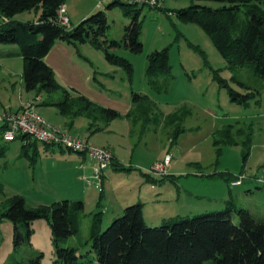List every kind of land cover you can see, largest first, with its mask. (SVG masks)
<instances>
[{"label": "rangeland", "instance_id": "obj_1", "mask_svg": "<svg viewBox=\"0 0 264 264\" xmlns=\"http://www.w3.org/2000/svg\"><path fill=\"white\" fill-rule=\"evenodd\" d=\"M112 1L65 0L64 5L71 19L73 14L83 18L103 11L108 23L106 38L121 40L135 10L126 14L121 5L109 6ZM193 4L220 5L215 0H163L160 7L140 3L131 6L139 12L143 49L138 53L124 46L111 49L131 63V75L123 66L108 62L104 50L89 40L82 42L85 45L77 43L94 71L93 84L100 89V94H94L96 102L120 110L131 103L130 110L136 111L129 120L118 117L109 122L106 130L93 134L87 131V119L76 115L73 128L78 137L49 122L38 110L56 95L60 97V91L40 92L33 101L38 104L43 123L87 145L108 149L117 161L103 170L112 174L101 187L84 181L89 192L86 200L81 199L85 207L78 212L80 229L75 235L55 241L49 217L36 218L29 226L1 217L0 264H30L35 259L39 264H55L57 247L76 248L78 264H99L90 246L94 213L102 210L103 231L122 215L125 206L139 201L143 203L146 225L151 227L161 225L164 219L224 209L229 199L236 209L245 208L255 219L264 221V185L253 179L264 177V77L258 76L251 64L230 66L200 25L177 18L176 9ZM28 12L17 16L34 15ZM238 14L242 20L247 18L243 8ZM164 47L168 48L169 70L148 75L147 55ZM132 91L146 95L148 100L134 106ZM230 92L240 101L233 99ZM29 102L32 101L0 110H16ZM47 107L49 114L55 112L54 107V111ZM72 117L67 125L73 123ZM93 118L97 119L95 115ZM23 143L20 136L14 140L0 136V212L8 208V199L15 194L32 206L64 197L79 200L80 189L68 182L72 175L62 170L75 165L72 159H65L70 150L40 147L39 154L34 155L32 147L24 152ZM52 148L57 155L65 153L64 157L51 155ZM167 153L171 159L165 172L152 171L151 167ZM92 173L93 169L89 176ZM144 174L154 178L151 182L158 192L154 196L143 186L139 191L147 182ZM227 175L230 178L225 180ZM238 175L245 178L241 184H232L231 179ZM103 188L108 196H102ZM105 206L109 208L105 210ZM233 218L237 221L236 213Z\"/></svg>", "mask_w": 264, "mask_h": 264}, {"label": "trees", "instance_id": "obj_2", "mask_svg": "<svg viewBox=\"0 0 264 264\" xmlns=\"http://www.w3.org/2000/svg\"><path fill=\"white\" fill-rule=\"evenodd\" d=\"M215 1L220 5L193 4L176 9V16L200 25L230 66L251 64L255 73L264 77V0ZM64 3L65 0H0V42L17 44L20 48L23 84L27 91L60 90L62 98L55 105L62 114H97L106 122L111 121L120 117L117 110L99 106L82 95L70 96L56 80L44 57L57 40L71 43L89 40L104 50L108 62L123 66L131 75V63L111 49L124 46L134 53L142 51L139 12L131 6L145 3L114 0L109 4L121 5L126 14L135 10L131 22L124 27L121 40L106 38L108 23L103 11L92 13L75 25L62 23L59 10ZM241 8L247 17L245 20L239 17ZM22 11H33L34 18L16 19ZM169 68L167 47L147 55L148 75L166 72ZM230 95L240 101L234 93ZM146 99V95L132 91L134 106ZM135 111L129 110L126 116ZM2 132L1 127L0 136ZM20 137L24 139L22 149L28 153L30 142L25 135ZM229 178L227 175L225 180ZM8 203V208L0 212V218L5 216L29 226L36 218L49 217L55 241L75 235L80 229L78 212L84 209L81 200L62 199L32 206L15 194L9 197ZM101 214V209L94 213L90 231L91 250L99 264H264V221L255 219L245 208L236 209L230 199L224 209L181 216L152 227L144 221L141 203L125 206L122 215L103 231L100 230ZM77 257L76 248L57 247L55 264H78ZM30 264H39V261L35 259Z\"/></svg>", "mask_w": 264, "mask_h": 264}, {"label": "crops", "instance_id": "obj_3", "mask_svg": "<svg viewBox=\"0 0 264 264\" xmlns=\"http://www.w3.org/2000/svg\"><path fill=\"white\" fill-rule=\"evenodd\" d=\"M64 7L66 9L65 5ZM28 15L29 16L27 18L24 17L23 15L22 16L16 15L15 18L18 20H22V21H26V20H30L34 18V15H32V17L30 16V13ZM64 15L68 19V24L69 22H71V24L73 25L77 24L84 18V17L82 18V17H79L73 14L72 19H71L66 14V10L64 11ZM0 19H2L1 16H0ZM80 44L85 45L83 43H80ZM44 60L52 68L56 80L64 88H66L70 96L75 97L77 95H82L86 97L88 100L92 101L93 103L99 106L117 110L120 113L119 118L123 117L128 120L130 119V117L127 118L126 114L129 112L131 108V103L129 104V106H126L123 110H120L118 107L114 105L105 106V105H100L96 102L94 94L96 92L97 94H100V89L97 88L93 84L92 77H93L94 71L92 69V66L89 64L90 61L86 59L84 53H81V50L77 43L76 44L71 43L66 40H57L54 43V45L51 47L49 52L46 54V56L44 57ZM22 67H23L22 53L18 45L17 44H5V43L0 42V107L5 108V109H15V108L20 107V105L23 104L25 101L31 100V101L36 102L35 99L40 97L39 95L40 93H36L35 91H27L24 88L23 77H22ZM32 92L34 93V97H33L34 99L32 98L33 96L31 94ZM61 98H62V92H61L60 97L56 95L53 101H51L50 103H44L46 104V106L43 109L39 107L38 110L45 118L48 119L49 122L54 123L63 128H66V130H68L70 133L78 137L79 135L77 134L76 131H74V128H73L75 124V118H77L78 116H82L87 119V122L85 123V125H87V131L93 134L103 132L104 130H106L109 122L116 119L115 118L111 121L106 122L97 114L95 115L97 119L93 118L94 115L88 116L87 114H82V115L72 117L73 123L71 125H67L68 124L67 121L68 119H71L70 117L72 116V114H68V115L62 114L59 111L58 107L55 105L56 102L61 100ZM47 106H51L52 109L54 107L55 112H52L49 114L48 113L49 107ZM54 109L52 111H54ZM28 142H30L29 147H32V152L34 155H36L37 153L39 154L40 147L41 148L43 147L50 148L52 146L56 147V145H46L43 143L41 144V142L31 140V139L28 140ZM58 148L62 152L66 151V149H63L59 146ZM50 152H51V155H54V156L57 155V153H55L54 151V148H52ZM64 155L65 153H62L57 156L64 157ZM67 155L68 156H66L65 159H68V158L72 159L73 162H75L73 163L75 165L70 164L67 166V168L63 167L62 170H65L67 173L72 175L71 180H69L68 182L75 183L76 186L80 189L79 191L80 195H78L80 196L78 197L80 198L79 200L81 199L86 200V196H87L86 194H88L89 191L86 188L87 186L84 185V181H86L85 178L90 175L92 167L94 166V161L91 160L85 153H80V152L73 153L70 151L68 152ZM115 161H117V159L113 155L112 164L113 162L115 163ZM53 168L56 169L57 167H53ZM70 170H72V172ZM111 174H112V171L102 173L103 183L105 182V179H107V177L110 178ZM144 175L146 176L145 181L147 182H144L143 184H141V186L139 187V191L142 190V186H143L146 191H149L150 193H152V196H154L156 193H158L155 190L156 186H154L151 182V180H153L154 178L150 174L149 175L144 174ZM101 193H102V196L104 197L108 196L105 194L104 188L101 191ZM64 198L67 199L68 197H64ZM59 200H62V199H59ZM83 202H84V207H85V201ZM138 203L143 204L140 201ZM97 205L98 207L102 205L100 199L97 200ZM107 208H109V206H105V210ZM142 208H143V205H142ZM118 210H120L119 206H118ZM142 214L144 217V221L146 223V217L143 213V209H142ZM164 221H167V220L164 219Z\"/></svg>", "mask_w": 264, "mask_h": 264}, {"label": "built area", "instance_id": "obj_4", "mask_svg": "<svg viewBox=\"0 0 264 264\" xmlns=\"http://www.w3.org/2000/svg\"><path fill=\"white\" fill-rule=\"evenodd\" d=\"M149 6L160 7L163 0H139ZM64 5L60 8L62 23L67 24L68 19L64 15ZM3 128L2 136L7 140H14L20 135H25L28 140H36L46 145H56L63 149L85 153L94 161L93 173L85 178L88 184L96 188L102 185L103 170L112 163L113 155L106 148H96L85 144L83 141L58 128L49 127L43 123V118L37 112L36 104L32 101L16 110H0V128ZM171 159V155L164 156L160 163L151 167L152 171L164 173ZM244 176L238 175L232 184H241ZM258 183L264 185V177L253 176Z\"/></svg>", "mask_w": 264, "mask_h": 264}]
</instances>
